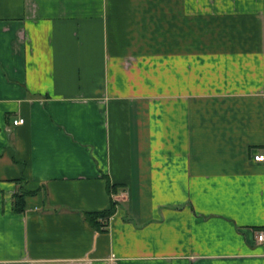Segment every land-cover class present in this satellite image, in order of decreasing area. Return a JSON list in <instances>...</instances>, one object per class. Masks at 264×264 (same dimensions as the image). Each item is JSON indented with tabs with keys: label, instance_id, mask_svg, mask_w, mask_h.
I'll list each match as a JSON object with an SVG mask.
<instances>
[{
	"label": "crops",
	"instance_id": "1",
	"mask_svg": "<svg viewBox=\"0 0 264 264\" xmlns=\"http://www.w3.org/2000/svg\"><path fill=\"white\" fill-rule=\"evenodd\" d=\"M262 153L264 0H0V264H264Z\"/></svg>",
	"mask_w": 264,
	"mask_h": 264
},
{
	"label": "trees",
	"instance_id": "2",
	"mask_svg": "<svg viewBox=\"0 0 264 264\" xmlns=\"http://www.w3.org/2000/svg\"><path fill=\"white\" fill-rule=\"evenodd\" d=\"M33 191H23L20 190L15 192L13 195V204H14V210L15 211H22L24 209V197L32 193ZM115 212V203L111 202L109 207L103 211H97V212H88L86 214L89 222L97 229L103 226V224L99 221V219H106L109 216H111Z\"/></svg>",
	"mask_w": 264,
	"mask_h": 264
},
{
	"label": "built area",
	"instance_id": "3",
	"mask_svg": "<svg viewBox=\"0 0 264 264\" xmlns=\"http://www.w3.org/2000/svg\"><path fill=\"white\" fill-rule=\"evenodd\" d=\"M23 121H24L23 118H16V119L12 120V123H13V125H19V124H22ZM254 159L255 160H264V153L254 155ZM255 237H256V240L258 242H264V230L258 231Z\"/></svg>",
	"mask_w": 264,
	"mask_h": 264
}]
</instances>
